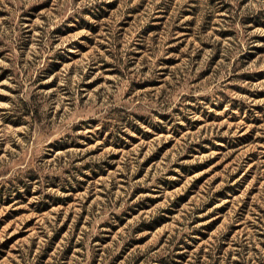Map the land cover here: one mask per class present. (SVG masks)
Masks as SVG:
<instances>
[{
  "label": "rangeland",
  "instance_id": "374dc122",
  "mask_svg": "<svg viewBox=\"0 0 264 264\" xmlns=\"http://www.w3.org/2000/svg\"><path fill=\"white\" fill-rule=\"evenodd\" d=\"M0 264H264V0H0Z\"/></svg>",
  "mask_w": 264,
  "mask_h": 264
}]
</instances>
